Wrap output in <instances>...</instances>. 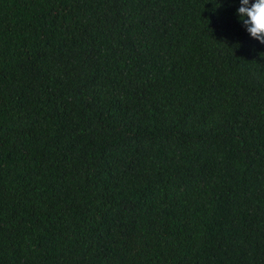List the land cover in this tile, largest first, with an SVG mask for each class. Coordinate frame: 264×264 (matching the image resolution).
<instances>
[{
  "label": "trees",
  "instance_id": "trees-1",
  "mask_svg": "<svg viewBox=\"0 0 264 264\" xmlns=\"http://www.w3.org/2000/svg\"><path fill=\"white\" fill-rule=\"evenodd\" d=\"M239 6L0 0V264H264Z\"/></svg>",
  "mask_w": 264,
  "mask_h": 264
},
{
  "label": "clouds",
  "instance_id": "clouds-1",
  "mask_svg": "<svg viewBox=\"0 0 264 264\" xmlns=\"http://www.w3.org/2000/svg\"><path fill=\"white\" fill-rule=\"evenodd\" d=\"M237 13L248 34L264 44V0H240Z\"/></svg>",
  "mask_w": 264,
  "mask_h": 264
}]
</instances>
